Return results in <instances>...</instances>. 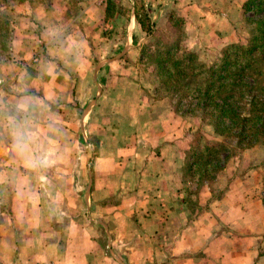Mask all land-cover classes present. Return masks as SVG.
Instances as JSON below:
<instances>
[{
	"label": "crops",
	"instance_id": "crops-1",
	"mask_svg": "<svg viewBox=\"0 0 264 264\" xmlns=\"http://www.w3.org/2000/svg\"><path fill=\"white\" fill-rule=\"evenodd\" d=\"M245 1L17 7L0 57V264H264L260 167L234 170L218 197L205 182L189 209L186 128L139 67L171 16L191 48L233 42ZM20 136L26 150L9 151Z\"/></svg>",
	"mask_w": 264,
	"mask_h": 264
},
{
	"label": "trees",
	"instance_id": "trees-1",
	"mask_svg": "<svg viewBox=\"0 0 264 264\" xmlns=\"http://www.w3.org/2000/svg\"><path fill=\"white\" fill-rule=\"evenodd\" d=\"M249 36L245 43H232L222 50L221 57L209 65L197 62L196 55L169 45L156 53L157 65L166 70L159 82L167 86L166 96L174 102L180 116L196 117L211 126L221 141L194 140L187 154L185 178L202 182L214 178L221 168L222 156L256 144L264 146V0H246L244 12ZM145 31L149 27L142 23ZM167 87V88H166ZM191 173V174H190ZM264 184V179H263Z\"/></svg>",
	"mask_w": 264,
	"mask_h": 264
},
{
	"label": "rangeland",
	"instance_id": "rangeland-1",
	"mask_svg": "<svg viewBox=\"0 0 264 264\" xmlns=\"http://www.w3.org/2000/svg\"><path fill=\"white\" fill-rule=\"evenodd\" d=\"M29 3L31 6L37 5H45L51 2V0H0V57L4 58V56L9 51V36L12 35L13 31V23L16 20V9L19 7L21 3ZM245 3V2H244ZM254 17L252 11L244 12V4L242 16L239 20V26H236V39L233 42L226 43L223 46H217L216 44H205L199 45L196 48H191L185 43V39L187 37L186 28L184 27L183 20L176 18L175 16H171V37L170 41L161 45V44H144L141 49V62H140V70H141V79L145 85L152 86L153 89L150 93L152 98H164L171 105L173 111L180 117L182 128H186V141L187 145L185 149H183V153L179 156V161L182 163L183 168V177L185 178L184 172L186 171L185 164L187 161V154L193 148L194 140L200 138L201 135L203 138V142L213 143L214 141H221V137L213 132L211 126L201 124L200 120L196 117L189 116H180L179 112L175 110L174 102L178 100V96L175 95L173 101H171L167 96L166 89H161L159 86H167L164 83L161 85L159 82V78L161 79V74H163V78L166 76V70H162L157 65L156 53L159 50H163V47L174 45L175 47H179V51H177L176 55L181 54L184 51L193 52L197 57V62L203 63L205 65H209L214 61H217L221 57L222 50L229 46L232 43H245L249 36V26L246 22L247 18ZM156 37V36H155ZM153 37L151 39L155 40ZM5 54V55H4ZM167 88V87H166ZM98 139H92L94 150L96 151L98 147ZM255 146H261L256 149L252 148ZM230 149V148H229ZM228 149V150H229ZM227 150V151H228ZM223 152L221 155H227L225 159L222 158L221 168L214 174V178H207L202 182H198L196 180L197 173H194V178H185L188 182L185 183V186H188L189 196H188V205L189 209L194 210L195 205L198 203V196L205 192L202 189V186L205 182H212V188L208 191V196L218 197L222 193L220 187L219 189L216 187V183L219 186V181L223 182L226 178L227 180L231 177L234 170L236 175H242L245 172H251L256 167H260L262 180L264 179V146L261 144H256L251 147H247L245 149L240 150L237 153H232L228 155V152ZM191 174V173H190ZM202 192V193H201ZM196 196V199H195ZM117 199V195H112L107 199L106 203H115Z\"/></svg>",
	"mask_w": 264,
	"mask_h": 264
},
{
	"label": "clouds",
	"instance_id": "clouds-1",
	"mask_svg": "<svg viewBox=\"0 0 264 264\" xmlns=\"http://www.w3.org/2000/svg\"><path fill=\"white\" fill-rule=\"evenodd\" d=\"M27 148V145L25 143V138L23 136L17 137L15 139L14 144L12 147L9 149V151L16 150L18 152H23ZM29 166L34 165L35 161L29 160L26 162Z\"/></svg>",
	"mask_w": 264,
	"mask_h": 264
},
{
	"label": "built area",
	"instance_id": "built-area-1",
	"mask_svg": "<svg viewBox=\"0 0 264 264\" xmlns=\"http://www.w3.org/2000/svg\"><path fill=\"white\" fill-rule=\"evenodd\" d=\"M86 1H91V2H95V3H103L106 2V0H86Z\"/></svg>",
	"mask_w": 264,
	"mask_h": 264
}]
</instances>
